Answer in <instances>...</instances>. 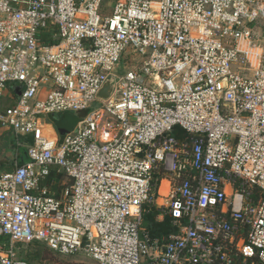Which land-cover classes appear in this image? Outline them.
Segmentation results:
<instances>
[{
    "label": "built area",
    "instance_id": "1",
    "mask_svg": "<svg viewBox=\"0 0 264 264\" xmlns=\"http://www.w3.org/2000/svg\"><path fill=\"white\" fill-rule=\"evenodd\" d=\"M9 99L0 264H31L18 243L96 264H264V0H0ZM83 112L45 133L51 115ZM52 171L70 181L59 197ZM151 207L173 233L142 229Z\"/></svg>",
    "mask_w": 264,
    "mask_h": 264
},
{
    "label": "trees",
    "instance_id": "2",
    "mask_svg": "<svg viewBox=\"0 0 264 264\" xmlns=\"http://www.w3.org/2000/svg\"><path fill=\"white\" fill-rule=\"evenodd\" d=\"M7 102H8L7 106L12 104V102H10V99L9 101L7 100ZM86 113L87 112L85 113L83 112L79 115H75L73 113H62V114L71 115L72 117L74 116L81 120V118L85 116ZM62 114H54V115H58L59 116L58 118L53 117V115H51L49 118V123L52 124V126L55 128V130L59 133L60 136L64 135L60 131H61L64 119L66 117L65 115L64 118L62 119V116H61ZM60 121H62L61 125H60ZM173 135L180 140L187 139V135L179 127H176L174 129ZM4 165L5 164H2V165L0 164V170H3L5 168ZM6 167H8V165H6ZM62 178H63V174H57L56 171H52L50 176L44 181V184L47 185L51 195H54L57 197L61 195L62 190L64 189V186L61 188ZM162 179H165V172L163 170H161L160 173H157L155 176V183H156L157 189L159 188L160 182ZM259 194L260 192L258 190H254L255 196L258 197ZM160 213L161 212L159 208L151 207V210H149V208L145 209L142 229L149 232L152 236L168 235L169 233H173L175 230V224H174L173 218L169 215H165L164 220L160 222L158 220ZM22 259L27 261V259L25 258H22Z\"/></svg>",
    "mask_w": 264,
    "mask_h": 264
},
{
    "label": "rangeland",
    "instance_id": "3",
    "mask_svg": "<svg viewBox=\"0 0 264 264\" xmlns=\"http://www.w3.org/2000/svg\"><path fill=\"white\" fill-rule=\"evenodd\" d=\"M105 6H108V2H106ZM130 58L126 59L122 65H126L128 68H134L136 66V63L133 60H129ZM258 60V51L257 49H253L252 54L250 56V61L247 64L246 68L252 69L255 67V64ZM121 71V70H120ZM247 72V70H246ZM17 88V87H16ZM0 108L7 106L8 102L0 100ZM66 114H62V119L64 118ZM49 121V120H48ZM47 121V122H48ZM62 121H60L61 125ZM46 126V127H45ZM47 124H44V128L46 129ZM50 135L53 134L51 130L48 131ZM48 134V133H47ZM3 153V146H0V154ZM11 155L12 152L8 149L6 151V155ZM2 160L0 164L8 165L9 170L12 168L11 166V160H8L7 158H1ZM5 169V168H4ZM70 181L67 179L65 175H63V178L61 180V188L64 184H69ZM160 195V194H159ZM161 198V197H160ZM160 201V200H159ZM16 249L18 252L19 257L27 259V261L31 264H96L94 261H92L90 258L83 256V255H74V256H67V255H61L57 252H54L50 250L46 245L40 244V243H30V244H22L18 243L16 244Z\"/></svg>",
    "mask_w": 264,
    "mask_h": 264
},
{
    "label": "water",
    "instance_id": "4",
    "mask_svg": "<svg viewBox=\"0 0 264 264\" xmlns=\"http://www.w3.org/2000/svg\"><path fill=\"white\" fill-rule=\"evenodd\" d=\"M115 84L116 79L114 77H111L100 90L98 98L101 100H108L115 90ZM20 89L21 87L16 88V92L18 93V95H20ZM53 117L58 118L59 116L53 115ZM79 122V118L74 116L72 117L71 115H66L60 132L64 135L73 132ZM6 147L10 150L13 148V144L10 141V138H6Z\"/></svg>",
    "mask_w": 264,
    "mask_h": 264
},
{
    "label": "crops",
    "instance_id": "5",
    "mask_svg": "<svg viewBox=\"0 0 264 264\" xmlns=\"http://www.w3.org/2000/svg\"><path fill=\"white\" fill-rule=\"evenodd\" d=\"M49 126V125H48ZM50 126H52V124H50ZM53 127V126H52ZM51 127V128H52ZM53 132V131H52ZM56 134H59L57 131H55L53 134H52V136H57ZM60 136V135H59ZM8 149V148H7ZM10 150V149H9ZM12 150V149H11ZM2 157L1 158H7L8 160H11L12 161V158H13V156H11L10 154L9 155H6V151L3 149V153H1L0 154ZM6 160V159H5ZM22 160V157H20V161ZM2 160L0 159V162H1ZM6 168H8V167H5V169ZM9 169V168H8ZM166 184V186H167V189H168V185H169V182L166 180V179H164V180H162L161 181V183H160V186H159V189L161 188V186H163V185H165ZM167 189H166V191H167ZM169 190V189H168ZM166 193V192H165ZM167 195V194H166ZM160 204H162L163 202H164V198L163 197H161L160 198Z\"/></svg>",
    "mask_w": 264,
    "mask_h": 264
},
{
    "label": "bare ground",
    "instance_id": "6",
    "mask_svg": "<svg viewBox=\"0 0 264 264\" xmlns=\"http://www.w3.org/2000/svg\"><path fill=\"white\" fill-rule=\"evenodd\" d=\"M45 130H46L45 133H48L47 135H50L48 131L49 130L53 131V128H51V126H50V127H47ZM53 133H54V131H53ZM166 189H167L166 184L161 186V188L159 189V194H160L161 197H165L166 196V194L168 193L169 185H168L167 191H166Z\"/></svg>",
    "mask_w": 264,
    "mask_h": 264
}]
</instances>
